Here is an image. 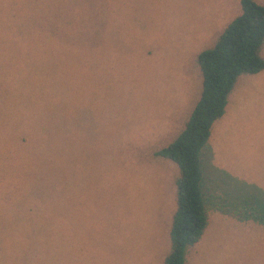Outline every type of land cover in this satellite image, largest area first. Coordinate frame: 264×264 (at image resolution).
<instances>
[{
	"label": "rangeland",
	"instance_id": "rangeland-1",
	"mask_svg": "<svg viewBox=\"0 0 264 264\" xmlns=\"http://www.w3.org/2000/svg\"><path fill=\"white\" fill-rule=\"evenodd\" d=\"M239 12L0 0V264L162 263L177 167L153 152L198 99L195 56ZM216 122L200 151L207 224L183 264H264V69L240 75Z\"/></svg>",
	"mask_w": 264,
	"mask_h": 264
},
{
	"label": "trees",
	"instance_id": "trees-1",
	"mask_svg": "<svg viewBox=\"0 0 264 264\" xmlns=\"http://www.w3.org/2000/svg\"><path fill=\"white\" fill-rule=\"evenodd\" d=\"M239 5V14L209 47L195 56L201 75L200 92L182 128L167 145L153 152L154 156L169 159L177 167L175 208L168 229L169 250L161 264H183L186 249L202 235L207 214L200 151L240 75L264 69V58L259 55L264 40V5L254 0H239Z\"/></svg>",
	"mask_w": 264,
	"mask_h": 264
},
{
	"label": "crops",
	"instance_id": "crops-1",
	"mask_svg": "<svg viewBox=\"0 0 264 264\" xmlns=\"http://www.w3.org/2000/svg\"><path fill=\"white\" fill-rule=\"evenodd\" d=\"M234 86L236 87V82H235ZM234 86H233V88H232L231 91H233ZM231 91H230V93H231ZM230 93H229V94H230ZM229 94H228V95H229ZM219 118H220V117H218L217 119H219ZM217 119L212 123V125L217 121ZM216 123H218V122H216ZM212 125H211V128H212ZM214 125H216V124H214ZM211 128H210V130H211ZM210 134H211V131H210ZM210 134H209V137H210ZM212 159H213V153H212Z\"/></svg>",
	"mask_w": 264,
	"mask_h": 264
}]
</instances>
